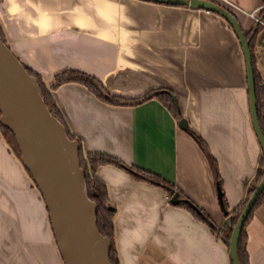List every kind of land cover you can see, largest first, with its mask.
<instances>
[{"label": "crops", "instance_id": "1", "mask_svg": "<svg viewBox=\"0 0 264 264\" xmlns=\"http://www.w3.org/2000/svg\"><path fill=\"white\" fill-rule=\"evenodd\" d=\"M216 1L249 32L255 20L248 13L264 7V0ZM2 10L6 42L48 85L55 73L77 68L117 95L171 88L182 116L215 158L226 202L238 206L245 199L240 183L256 174L262 153L249 119L243 56L222 16L147 0H0ZM253 46L264 81V44ZM52 93L85 153H105L155 173L219 218L205 151L159 99L111 105L78 83L61 84ZM96 173L114 207L120 264H231L221 227L216 242L207 222L169 203L166 187L113 164ZM245 230L249 264H264V201ZM0 264H61L35 186L1 134Z\"/></svg>", "mask_w": 264, "mask_h": 264}, {"label": "water", "instance_id": "2", "mask_svg": "<svg viewBox=\"0 0 264 264\" xmlns=\"http://www.w3.org/2000/svg\"><path fill=\"white\" fill-rule=\"evenodd\" d=\"M148 1V0H147ZM177 4L190 9H202L222 16L232 27L240 46L245 65L249 119L253 133L264 157V133L258 119L253 53L250 44H264V27L255 21L251 31L242 28L235 14L216 0H149ZM3 11V10H2ZM4 11L0 17L4 20ZM50 84L54 81L51 78ZM264 87V82H263ZM155 87L154 89H156ZM172 98L179 114L177 124L186 132H193L189 121L181 114L176 93L169 87L162 88ZM0 123L14 134L19 161L27 170L35 186L36 197L41 202L49 222L52 240L61 264H112V241L98 229L97 204L87 192L85 171L80 165V143L67 134L64 123L54 116L44 102L40 85L31 75L9 45L0 39ZM220 216L210 217L209 232L218 231L224 222L231 229L227 253L232 264H241L238 256V239L248 213L264 189V167L260 180L257 173L248 183H240V194L251 191L240 213L232 223L230 214L234 206L228 205L221 182L215 181ZM169 203L184 202L197 214L206 217L190 197H180V191L166 186ZM243 197H241L242 199ZM108 208L114 210L111 204Z\"/></svg>", "mask_w": 264, "mask_h": 264}, {"label": "trees", "instance_id": "3", "mask_svg": "<svg viewBox=\"0 0 264 264\" xmlns=\"http://www.w3.org/2000/svg\"><path fill=\"white\" fill-rule=\"evenodd\" d=\"M149 1V0H148ZM154 2V1H153ZM176 6H180L177 4H172ZM258 16L264 19V7L258 11ZM260 28L262 27L261 24H259ZM0 39L2 41L4 40V36L0 34ZM254 41V40H253ZM253 41L250 44L251 51L253 53V68H254V76H255V86H256V97H257V112H258V119L259 123L261 125L262 131L264 133V87H263V79L261 78L257 68H256V60L254 57V46H253ZM24 64V63H23ZM24 66L27 68L28 72L31 75H34L40 85L43 97H44V102L49 108L50 112L56 116L59 120H61L65 127L67 134L71 139H75V135L71 132L69 129L68 125L66 124V121L64 119L63 114L61 113L54 95L52 93V90L57 88L59 85L64 84V83H78L83 86H85L91 93H93L98 99H100L103 102L109 103L111 105H136L139 104L143 101H146L150 98L156 97L159 99L175 116L178 117V113L176 111L175 104L170 97V95L164 91L159 92V90H151L150 92H146L141 95L137 96H122V95H117V94H112L108 93L106 91L105 86L101 82V80L90 73L77 69V68H66L63 69L53 76V81L54 83L51 85H47L41 78V76L34 71L32 68L24 64ZM0 133L1 136L4 140V142L9 146V148L12 150V152L15 153V155L19 158L20 157V152L18 149V146L15 141L14 134L12 131L3 126L0 123ZM189 134L198 142V144L202 147V149L205 151V154L207 155V158L209 159L212 167V171L214 174L215 179H218L220 182V176L217 172V167H216V162L215 158L212 157L207 150L205 143L203 140L196 135L195 133H190ZM78 139V138H76ZM80 143V165L85 171V180H86V185H87V192L91 200H93L97 204V218H96V223L99 231L104 235L110 238L112 241V246L110 249V261L112 264H120L119 262V257L117 252L114 249L113 245V237H114V214L115 211L111 210L108 208V203H109V194H108V187L104 179L98 176L96 173V170L99 166L101 165H106V164H113L117 167L122 168L125 170L127 173L131 174L134 178L139 179V180H146L148 182H151L155 185L161 186V187H166L168 185L172 186L171 183L165 181L162 179L160 176H158L155 173H152L150 171L144 170L143 168L134 166V165H127L121 160L107 155L105 153H99V152H88L85 153L82 150V145L80 142V139H78ZM263 167H264V157L263 155L260 156L259 162H258V168L256 173L258 174V180L262 177L263 173ZM27 171V170H26ZM251 192H248L246 195V198L244 199L245 201L249 197ZM242 201L238 208L233 210V218H232V223L235 222L237 219L241 207H243L245 201ZM264 201V189L260 192L258 195L251 211L248 213L246 220L244 222V225L241 229L240 236L238 239V256L241 264H249V257L248 253L246 250V239H247V234H246V224L252 217L253 210L262 202ZM176 205L183 206L190 210L196 217L199 219H202L203 221L206 222V220L197 214L189 205H187L184 202H179ZM203 211V214L207 216V213ZM208 217V216H207ZM230 234H231V229L228 227L226 223L221 227L220 229V236L225 244L226 247L229 245V239H230ZM231 262V260H230ZM232 264V263H231Z\"/></svg>", "mask_w": 264, "mask_h": 264}, {"label": "rangeland", "instance_id": "4", "mask_svg": "<svg viewBox=\"0 0 264 264\" xmlns=\"http://www.w3.org/2000/svg\"><path fill=\"white\" fill-rule=\"evenodd\" d=\"M0 34H2V35H5V33H4V31H3V29H2V27H0ZM118 79H119V81L120 82H126L125 80L127 79L126 78V76H118L117 77ZM40 79H42L44 82H45V80H44V78L41 76V78ZM115 80V79H114ZM127 83V82H126ZM113 84H114V82H113ZM48 85V84H47ZM106 88V91L108 92V93H112L111 92V90H109V89H107V87H105ZM151 91V89L150 90H148L147 92H150ZM113 92H116V91H113ZM113 94V93H112ZM115 94V93H114ZM1 134V133H0ZM13 154L15 155V153L13 152ZM15 157L17 158V160L19 161V158L15 155ZM20 162V161H19ZM257 177H258V174H257ZM29 182H31L32 183V180H31V178H30V176H29ZM246 198V197H245ZM245 201V200H244ZM242 208V207H241ZM241 210V209H240Z\"/></svg>", "mask_w": 264, "mask_h": 264}, {"label": "built area", "instance_id": "5", "mask_svg": "<svg viewBox=\"0 0 264 264\" xmlns=\"http://www.w3.org/2000/svg\"><path fill=\"white\" fill-rule=\"evenodd\" d=\"M222 4V3H221ZM224 5V4H223ZM206 12H210V11H207L205 10ZM248 15H250L256 22H258L259 24L262 25V27H264V19H262L261 17L258 16L257 14V11L254 10V11H250L248 13Z\"/></svg>", "mask_w": 264, "mask_h": 264}, {"label": "flooded vegetation", "instance_id": "6", "mask_svg": "<svg viewBox=\"0 0 264 264\" xmlns=\"http://www.w3.org/2000/svg\"><path fill=\"white\" fill-rule=\"evenodd\" d=\"M3 36H4V40H5V42H6V35H3ZM6 43H7V42H6ZM7 44H8V43H7ZM8 45H9V44H8ZM9 47H10V46H9ZM249 192H251V191H249ZM180 197L183 198V196H182L181 194H180ZM180 202H181V201H180ZM241 202H242V201H241ZM241 202H240V203H241ZM240 203L238 204V206L240 205ZM238 206L236 205V206H234V207L232 208V211H231V213H230L232 216H233V214H234V213H233V210H235L236 208H238ZM204 219L206 220V222L209 221V220H208L209 217H207V216L204 217ZM223 219H225V217H224ZM224 223H226V222H224V220H223V221H222V224H221V227L224 225ZM220 229H221V228H220Z\"/></svg>", "mask_w": 264, "mask_h": 264}]
</instances>
